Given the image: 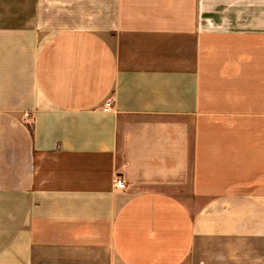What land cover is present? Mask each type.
<instances>
[{"label": "crops", "instance_id": "crops-1", "mask_svg": "<svg viewBox=\"0 0 264 264\" xmlns=\"http://www.w3.org/2000/svg\"><path fill=\"white\" fill-rule=\"evenodd\" d=\"M0 264H264V0H0Z\"/></svg>", "mask_w": 264, "mask_h": 264}, {"label": "built area", "instance_id": "built-area-1", "mask_svg": "<svg viewBox=\"0 0 264 264\" xmlns=\"http://www.w3.org/2000/svg\"><path fill=\"white\" fill-rule=\"evenodd\" d=\"M111 106H112L111 101L109 99H107L106 101H104L102 108H103V110H108L111 108ZM114 186L116 188H120V189L124 188L125 187L124 179L120 176H116L114 179Z\"/></svg>", "mask_w": 264, "mask_h": 264}]
</instances>
